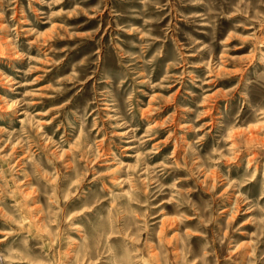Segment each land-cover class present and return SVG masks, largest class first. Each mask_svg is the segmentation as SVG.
<instances>
[{"label":"rangeland","instance_id":"rangeland-1","mask_svg":"<svg viewBox=\"0 0 264 264\" xmlns=\"http://www.w3.org/2000/svg\"><path fill=\"white\" fill-rule=\"evenodd\" d=\"M9 103L0 264H264V0H0Z\"/></svg>","mask_w":264,"mask_h":264},{"label":"bare ground","instance_id":"bare-ground-1","mask_svg":"<svg viewBox=\"0 0 264 264\" xmlns=\"http://www.w3.org/2000/svg\"><path fill=\"white\" fill-rule=\"evenodd\" d=\"M21 23H22V22H21ZM24 57H25V56H24ZM17 72H21V71H17ZM10 82H11V81H10ZM12 84H13V82H12ZM27 96H28V95H27ZM1 97H2V96H1ZM3 101H4V100H3ZM3 101H1V102H3ZM20 102H21V101H20ZM4 103H5V102H4ZM6 104H7V103H6ZM30 107H31V106H30ZM12 108H13V106H10V103H9L8 107H6V105H5V107H3V106L0 107L1 110H11ZM13 109H14V108H13ZM9 112H10V111H9ZM22 114L24 115L25 113H24V112H23V113L21 112V115H22ZM37 115H40V113L37 112ZM2 118H3V117H2ZM9 118H10V117H9ZM18 121H19V122H22L23 119H19ZM143 136H144V135H143ZM133 148H135V147H129V146H128L127 150H132ZM251 157H252V156H251ZM252 158H253V157H252ZM252 158H250V159H252Z\"/></svg>","mask_w":264,"mask_h":264}]
</instances>
